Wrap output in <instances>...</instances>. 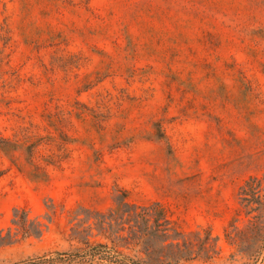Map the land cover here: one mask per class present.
Here are the masks:
<instances>
[{"label":"rangeland","instance_id":"1","mask_svg":"<svg viewBox=\"0 0 264 264\" xmlns=\"http://www.w3.org/2000/svg\"><path fill=\"white\" fill-rule=\"evenodd\" d=\"M119 190L180 234L151 261L264 264V0H0V264L112 247Z\"/></svg>","mask_w":264,"mask_h":264},{"label":"trees","instance_id":"2","mask_svg":"<svg viewBox=\"0 0 264 264\" xmlns=\"http://www.w3.org/2000/svg\"><path fill=\"white\" fill-rule=\"evenodd\" d=\"M257 181V178L251 179L247 186ZM114 198V206L107 212L99 210L85 209V218L80 223H90L94 225L99 235L104 236L112 243V247L101 243L92 244L89 241L91 229L85 235L84 232L76 239L86 245L87 249L81 255V251L74 253H57L54 259H48L46 262H58L71 264L76 260L87 262L97 260L107 262L108 264H164L159 258L151 261V253L155 246L164 244L168 241H176L180 234L170 226V221L164 208L159 204L151 206H141L128 200V193L119 190ZM29 214L25 209H16L14 211L13 224L17 226L24 237L40 236L42 234L41 224L29 219ZM79 216V214H78ZM83 236V237H82ZM85 236V237H84ZM173 243L170 247H172ZM127 248L146 255L144 259L124 256L121 262L115 263L110 257L111 252H116V247ZM119 255H122L119 253ZM166 261L169 264H181L191 261L187 257L179 255H166Z\"/></svg>","mask_w":264,"mask_h":264}]
</instances>
